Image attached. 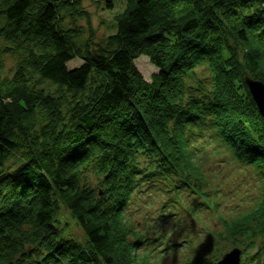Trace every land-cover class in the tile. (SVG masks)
Segmentation results:
<instances>
[{"label":"trees","instance_id":"obj_1","mask_svg":"<svg viewBox=\"0 0 264 264\" xmlns=\"http://www.w3.org/2000/svg\"><path fill=\"white\" fill-rule=\"evenodd\" d=\"M124 1L116 35L92 52L58 24L75 0H4L0 38L24 57L9 80L0 62V264H154L156 248H144L125 212L155 171L217 213L220 241L253 248L264 237V118L245 84L264 83V0ZM79 55L84 64L69 71ZM142 56L159 71L149 83L135 66ZM208 130L262 176L256 206L231 218L218 214L196 163L193 141ZM88 175L99 191L83 186ZM63 207L87 248L66 237ZM207 254L188 264L219 261ZM255 261L264 264V247Z\"/></svg>","mask_w":264,"mask_h":264},{"label":"rangeland","instance_id":"obj_2","mask_svg":"<svg viewBox=\"0 0 264 264\" xmlns=\"http://www.w3.org/2000/svg\"><path fill=\"white\" fill-rule=\"evenodd\" d=\"M75 1L76 4L72 10L60 11L58 24L63 32L69 34L75 47H88L87 49L92 52H100L106 47L108 39L116 35V17L124 12L126 2L114 0L112 8L109 9L106 0ZM2 2L0 0L1 29L6 26L8 20L7 4L4 0ZM32 7L35 11L34 6ZM27 43L32 47L33 44L35 45L29 40ZM17 45L19 47L23 43L19 41ZM81 56L67 64L69 71L79 69L84 64ZM23 57V54L16 51L7 52L4 40L0 38L3 77H7L8 80L14 78L17 74V65ZM135 66L148 83L154 75L159 74L158 69L152 65L148 57H140L135 61ZM198 76L205 83L209 81L207 73L200 71ZM246 77L252 79L250 76ZM51 83L45 82L40 89L45 90L46 94L55 92L56 88ZM193 142L194 147L199 149L196 151V163L200 165L207 180L205 190L210 195L211 203L219 206L218 214L231 218L233 214L251 210L256 206L262 192L261 174L246 164L245 160L232 154L216 137L215 131L208 130L200 136L197 134ZM21 156L22 153H14L9 166L16 168ZM143 161L145 160H142L141 168L145 170L148 162ZM150 172L153 171H149L148 174ZM153 173L156 174H153L155 179L145 178L142 181L140 189L136 191L126 208L125 216L129 226H132L138 234L144 235L148 243H151L143 247L156 248L154 264H188L203 250H208V260L216 258L221 260L225 254L236 248L243 251L240 264H256V253L264 247V237L256 241L253 248L249 247L251 245H248L247 241H242V245H236L229 240L220 241L216 235H222L223 228L217 213L207 209L202 198L197 194L182 188L181 179L168 180L157 171ZM173 181L176 182L175 187ZM86 183L91 189L100 190V181L95 176H86L83 186H86ZM197 210L201 212L200 216ZM194 213L199 217L198 219H194ZM61 220H63L66 237L87 248L88 243L83 231L65 207L61 210ZM224 237L226 238V235ZM246 246L249 248H246L247 253H244ZM164 248L170 249L171 252L163 254Z\"/></svg>","mask_w":264,"mask_h":264},{"label":"water","instance_id":"obj_3","mask_svg":"<svg viewBox=\"0 0 264 264\" xmlns=\"http://www.w3.org/2000/svg\"><path fill=\"white\" fill-rule=\"evenodd\" d=\"M245 83L258 108L260 116L264 118V83L248 77L245 78ZM241 258L242 250L236 248L225 254L217 264H240Z\"/></svg>","mask_w":264,"mask_h":264},{"label":"bare ground","instance_id":"obj_4","mask_svg":"<svg viewBox=\"0 0 264 264\" xmlns=\"http://www.w3.org/2000/svg\"><path fill=\"white\" fill-rule=\"evenodd\" d=\"M254 101V100H253ZM255 103V102H254ZM258 109V108H257ZM106 210V209H105Z\"/></svg>","mask_w":264,"mask_h":264}]
</instances>
